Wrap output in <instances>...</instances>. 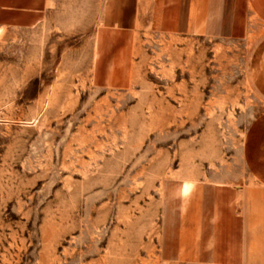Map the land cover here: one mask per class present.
<instances>
[{"label":"rangeland","instance_id":"374dc122","mask_svg":"<svg viewBox=\"0 0 264 264\" xmlns=\"http://www.w3.org/2000/svg\"><path fill=\"white\" fill-rule=\"evenodd\" d=\"M107 4L55 0L0 32V264H202L203 185L249 178L264 26L180 38L118 15L113 32Z\"/></svg>","mask_w":264,"mask_h":264},{"label":"crops","instance_id":"0c3cea01","mask_svg":"<svg viewBox=\"0 0 264 264\" xmlns=\"http://www.w3.org/2000/svg\"><path fill=\"white\" fill-rule=\"evenodd\" d=\"M107 1L104 16L113 32L119 31L118 15H125L124 20L120 18V29L126 32L135 31L142 15L149 17L154 30L180 38L214 32L240 35L250 16L255 17L256 26H264V0ZM54 3L0 0V32L32 29L53 11ZM259 45L264 47V41ZM107 46L117 47L116 40H110ZM259 64L264 65V55ZM263 125L264 120L256 121L243 143L241 158L248 180L235 179L231 169L224 167L225 178L203 185L209 224L202 264H264V133L254 130Z\"/></svg>","mask_w":264,"mask_h":264}]
</instances>
